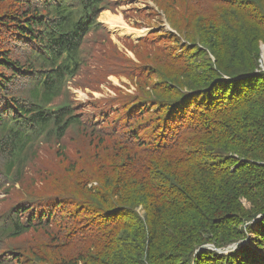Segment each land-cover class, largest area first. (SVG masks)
<instances>
[{"label":"trees","instance_id":"1","mask_svg":"<svg viewBox=\"0 0 264 264\" xmlns=\"http://www.w3.org/2000/svg\"><path fill=\"white\" fill-rule=\"evenodd\" d=\"M153 1L171 31L135 65L98 20L116 2L0 0V264H264V0ZM93 66L135 91L89 116L67 84ZM69 135L72 181L19 187Z\"/></svg>","mask_w":264,"mask_h":264},{"label":"rangeland","instance_id":"2","mask_svg":"<svg viewBox=\"0 0 264 264\" xmlns=\"http://www.w3.org/2000/svg\"><path fill=\"white\" fill-rule=\"evenodd\" d=\"M108 1L119 4V7L116 9L117 13L113 14L109 11L110 14L120 16L127 26L136 31H146L142 36L132 39L128 36L111 34L108 30V26L105 24L107 26L105 29L110 35V40L116 48L123 53L119 54L124 58H128L133 64L138 65L141 63L144 54L153 50L156 46L154 45L155 43L148 42V46L136 50L138 43L147 38L150 33L158 31L159 28L170 31L164 12L153 0ZM166 5H168V3H166ZM150 10H153L156 15H150ZM100 17L101 16H99L98 20H100ZM107 49L109 48L106 47V50ZM260 55L261 58L259 63L264 71L263 45H260ZM95 68L96 67L93 66L91 70L92 73L90 72L88 74L89 80L87 83L78 82L77 77L67 84L69 96L76 104L80 105L81 112L89 116L97 115L96 111L104 105L102 101L107 102L109 99L118 96V94H132L135 91L134 85L126 75L105 74ZM127 70L128 68L125 65L122 71L126 72ZM31 152L32 154L28 156L25 166L26 178L22 182V185L16 186L25 188V183H28L33 185L34 191L42 193L47 189H55L57 187L56 181L67 183L68 185L75 176V172L70 171L72 169L75 171L82 159L90 155V147L88 141L82 137L69 135L60 142H57V145L54 144L53 139L42 138L37 140L34 142ZM70 177L71 179H69ZM54 178L55 180L51 182ZM1 184H3L2 180H0V186ZM19 199L20 198L15 196L14 202ZM12 202L13 198L9 192L0 191V212L3 213L6 211Z\"/></svg>","mask_w":264,"mask_h":264},{"label":"bare ground","instance_id":"3","mask_svg":"<svg viewBox=\"0 0 264 264\" xmlns=\"http://www.w3.org/2000/svg\"><path fill=\"white\" fill-rule=\"evenodd\" d=\"M100 16H101L100 21L108 26V30L111 34H117L119 36H128V37H131L132 39H135V38L142 36L146 32V31H140V30L136 31V30L130 28L129 26H127L124 23V21L121 19L120 16L112 15L109 12H103ZM114 82L116 83L115 79H114ZM85 244H86V242H85ZM88 247H90V246H88ZM85 249H86V247H85Z\"/></svg>","mask_w":264,"mask_h":264},{"label":"water","instance_id":"4","mask_svg":"<svg viewBox=\"0 0 264 264\" xmlns=\"http://www.w3.org/2000/svg\"><path fill=\"white\" fill-rule=\"evenodd\" d=\"M236 247H237V244H234V245L228 247L227 249H225V250H223V251L216 250V249L213 248V246H206V247H204V248H206V249H210V250H215V251H217L218 253H229V252L233 251Z\"/></svg>","mask_w":264,"mask_h":264},{"label":"clouds","instance_id":"5","mask_svg":"<svg viewBox=\"0 0 264 264\" xmlns=\"http://www.w3.org/2000/svg\"><path fill=\"white\" fill-rule=\"evenodd\" d=\"M99 22H100V20H99Z\"/></svg>","mask_w":264,"mask_h":264}]
</instances>
